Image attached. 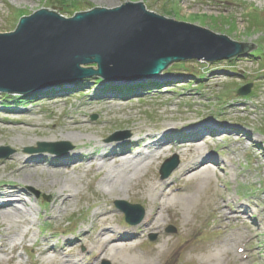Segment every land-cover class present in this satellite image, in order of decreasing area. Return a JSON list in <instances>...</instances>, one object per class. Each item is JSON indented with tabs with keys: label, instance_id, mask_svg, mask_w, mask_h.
<instances>
[{
	"label": "rangeland",
	"instance_id": "374dc122",
	"mask_svg": "<svg viewBox=\"0 0 264 264\" xmlns=\"http://www.w3.org/2000/svg\"><path fill=\"white\" fill-rule=\"evenodd\" d=\"M136 1L141 0H0V31H14L23 15L43 8L76 13ZM143 1L151 11L254 43L256 47L229 59L177 61L164 70L161 78L111 83V88H106L109 82L95 76L24 95L0 92V147L4 148L0 155L11 150L8 156L0 157V165L10 158L34 153L27 148H47L49 144H70V152L78 143L84 152L93 153L70 164H56L70 166L69 171L77 178L73 184L77 194L63 213L53 212V197L42 189L46 187L35 186L20 176L8 179L26 189L28 194L23 196L31 201L35 212L31 214V232L22 245L13 248L7 239L9 255L0 264H64L61 255L55 258L53 252L39 254V250L51 245H64V249L59 248L66 253L63 255L71 261L81 259L78 264H264V50L261 54L257 51L260 44L264 49V0ZM154 82L158 85H152ZM147 83L150 86L141 85ZM249 83L251 92L237 95V89ZM75 119L81 121L82 127L66 128ZM27 121L34 125L26 124ZM199 123L207 126L201 143H197L201 139L197 131H189L190 138L183 129ZM19 125L23 128H17ZM137 127L140 132L135 130ZM167 129L171 131L165 133ZM215 129L221 130L217 133ZM126 131L128 141L105 160L118 165L128 159L137 162L138 158L133 157L137 152L155 148L146 142L153 134L164 132L175 143L164 142L159 156L142 160L140 172L117 178L111 188H119V192L105 190V171L96 164L103 152L100 146L116 134L115 139L122 138ZM65 134L78 139H62ZM133 136L145 138L136 146L130 138ZM180 142L187 145L179 146ZM201 153L212 156L210 161L214 164L219 163L210 165L214 169L205 174L208 178L203 182L194 178L192 173L197 170L181 175L185 158ZM42 154L54 153L39 151ZM174 156L179 165L162 178L161 166ZM33 161L45 168L40 175L37 172L38 176L47 177L48 161ZM162 188L167 196L160 195ZM186 195L193 198L184 202L181 196ZM117 200L140 204L146 214L156 211L160 203L164 209L157 218L156 229L143 232L138 240L117 239L118 252L113 258L98 257L102 244L99 235L105 228L132 226L116 208ZM239 204L248 213L237 218L234 211ZM101 213L108 215L100 219ZM170 226L175 230L168 231ZM6 227L0 219L1 239ZM77 235L83 244L78 245L79 254H71L68 247L75 243ZM45 238H50L49 242L39 249L35 240Z\"/></svg>",
	"mask_w": 264,
	"mask_h": 264
},
{
	"label": "water",
	"instance_id": "95a60500",
	"mask_svg": "<svg viewBox=\"0 0 264 264\" xmlns=\"http://www.w3.org/2000/svg\"><path fill=\"white\" fill-rule=\"evenodd\" d=\"M255 47L254 43L151 11L143 0L76 13L43 8L23 15L14 31H0V92L24 95L95 76L120 84L155 79L177 61L229 59ZM251 88L252 83L244 85L237 94L247 95ZM125 136H129L128 131L123 132L122 138ZM49 145L27 150L60 154L72 149L66 143L63 147ZM10 153L8 149L0 157ZM178 164L177 156L166 160L161 177H167ZM115 204L132 225L145 215L139 204L121 200Z\"/></svg>",
	"mask_w": 264,
	"mask_h": 264
},
{
	"label": "bare ground",
	"instance_id": "6f19581e",
	"mask_svg": "<svg viewBox=\"0 0 264 264\" xmlns=\"http://www.w3.org/2000/svg\"><path fill=\"white\" fill-rule=\"evenodd\" d=\"M162 76H158L156 78H161ZM25 123L31 126L34 125V123L31 121H27ZM18 127L20 129L23 128V126L20 125L17 126V128ZM80 127H82V123L80 120L77 119H75L72 123L66 125V128H71V129H78ZM226 127L228 126L226 125ZM30 129H33L34 131L38 130L36 129V127H31ZM183 129L186 131L185 136L190 137L189 131L192 133V130H195L198 133L197 136L201 138V136L205 132V129H207V126L204 127L203 124L199 123L197 125L194 124L191 126H186ZM135 130L140 132L141 128L137 127L135 128ZM210 130L211 129H208V131ZM215 130H218L216 131L218 133L220 132L221 129H215ZM170 131H171L170 129H167L164 132L166 133ZM164 132L162 134L159 133L150 136V140L146 142H148L149 144L153 143L155 148L148 149L149 145L148 144L145 145L148 150L139 151L133 156L138 158L139 161L136 160L137 162H131L132 160L128 159L123 161L122 164L118 165V164H113V162L110 163V160H105L109 153H112L113 150H116L118 147L123 146L124 142L128 141V138L114 139L112 141L106 142L105 144H102L100 146L101 148H103V152L100 154L101 159L99 158L96 164L100 170L105 171V175L102 178L103 188L105 190L119 192L120 191L119 188H111L112 184L115 182L117 178L129 176L130 174H132V172L135 173L140 172L142 170V167L140 165L142 160L150 156H152L151 160H153L155 157L159 156L161 154L160 152L164 151L163 146L166 145L163 144L164 142L167 143L168 141L174 140L175 143V139L171 138L168 140V137L165 135ZM134 137L135 136L130 138L133 139L136 146L141 141H144L145 138V137H139V138H134ZM130 138L129 140H131ZM147 138H149V135L147 136ZM190 138H192V136ZM62 139L67 140V139H78V138L73 137L70 134H65L62 135ZM197 141H198L197 143H201L202 138ZM85 144L86 143H84V145ZM180 145H187V143L180 142L179 146ZM81 148H82L81 145L77 143V146L74 151H70L62 154L39 155V151H32L34 153L30 155L27 156L22 155L19 158L18 157L10 158V160L7 163H5L4 165H0V171L2 170L4 171V172H0L2 174L0 178L3 179V181L0 182V219L2 223L7 224L6 231L4 230L1 233L3 235V238L2 239L0 238V261L4 259L5 255H9V252L7 250V244H8L7 239L12 241L11 244L13 248L18 246L19 244L22 245L21 243L23 242L24 237L31 232V226L29 227V225H31L34 222V220H32L33 218L31 217V214L35 212L34 206L31 203V201L27 200L23 196L25 194H28L26 189L24 190L23 188H19L18 187L19 185H17V183L10 182L8 181V179L18 178V176H20L21 177V178L19 177L20 179L25 178L28 181L30 179V183L35 186L39 185L40 187H46L42 189H47L48 192H50L53 197V201H52L53 212L63 213L67 209V205L73 202V199L77 194L76 190L73 188V184L76 183L77 178L73 177L72 172L69 171L70 166L61 167L56 164H59L58 162L61 163L66 162V164L68 163L70 164L75 159L80 160L82 158L88 157V155L93 154L91 151L84 152ZM155 153L157 155H154ZM210 157L212 156L205 155L203 153L199 154L197 157L196 156L192 157V155L187 156V158H185V163L182 165V167L184 168L185 165L188 167L186 169L182 168L181 175L184 176L194 170H197L194 173H192L194 178H200V181L202 182L205 181L208 178V175L205 174L210 172V169H214L213 168L214 165L217 164L219 165V163L214 164V162H211ZM20 159L23 160L21 161ZM33 160L37 162L41 160L48 161V163L50 164L48 165L50 170L48 171L49 175L47 177H44L42 179L41 177L38 176L37 172H39L40 175L45 171V168H43L40 165V163H36ZM210 165H212L213 167H210ZM164 191L165 189L162 188L160 195L167 196ZM181 198L184 202H188L193 197H191L190 195H186V196H181ZM160 199L164 200L163 197H160ZM237 206L239 209L236 208L234 211L236 213L235 216L237 218H239L241 214L248 213L247 211L239 207L242 206L241 204ZM167 207H169V205L166 206V208ZM163 209H164V205L160 203L156 211L147 212L142 224L131 226L130 228L127 229L125 228L122 229L118 227L116 229L109 230L105 228L102 231L103 233L101 232L99 235L102 244L100 245V248L97 252L98 257L108 255L111 258H113L114 254L118 252L117 248L119 246L116 244L117 239H122L126 241H131L133 239L138 240L143 232L156 229L159 225V221L157 218L160 215V213L163 211ZM101 214L99 215L100 219L101 217H105V215H108L107 213H101ZM102 220H105V218H103ZM130 229H135V230H130ZM82 232L85 233V231ZM108 233L110 234L108 235ZM249 238H251V236ZM49 239L50 238H45L42 241L35 240L36 246L39 249H41L40 248L41 244L43 245L44 243L45 244L48 243ZM38 242L41 243L38 244ZM65 244H68L66 240H65ZM82 244H83L82 237L77 235L75 243L68 247L69 253L79 254L77 248L78 245H82ZM59 248L60 247L53 248V245H51L46 250L44 249L39 250V254L50 255L51 252H53L55 254V258L61 255L63 256L61 257V261H63L64 264L65 263L78 264V261L81 260V259L73 260L74 262L68 260L66 256H64L66 255V253H63V251L61 252L60 250V249H64V245H62L60 249ZM72 251H74V253H72ZM156 251L161 252L160 249H157ZM85 264H94V262H87Z\"/></svg>",
	"mask_w": 264,
	"mask_h": 264
},
{
	"label": "trees",
	"instance_id": "16d2710c",
	"mask_svg": "<svg viewBox=\"0 0 264 264\" xmlns=\"http://www.w3.org/2000/svg\"><path fill=\"white\" fill-rule=\"evenodd\" d=\"M64 4L66 5L67 3H64ZM253 18H254V19H257L255 16H253ZM213 19L216 21V20H217V17H213ZM254 28H255V27H253L252 29H254ZM263 50H264L263 47H262L261 45H259V46H258V49H257V51L259 52V54H261V53L263 52ZM253 52H254V51H253ZM260 52H261V53H260ZM98 79H100V78H98ZM100 80H101V79H100ZM154 84H155V85H158V83H156V82H154L152 85H154ZM141 85H142L144 88L150 86V84H148V83H147V84H141ZM111 87H112V86H111V83H110L106 88H111ZM116 88L121 89L122 86H120V87L118 86V87H116ZM127 90H129V89H127Z\"/></svg>",
	"mask_w": 264,
	"mask_h": 264
}]
</instances>
